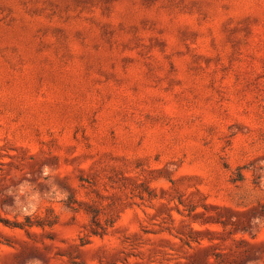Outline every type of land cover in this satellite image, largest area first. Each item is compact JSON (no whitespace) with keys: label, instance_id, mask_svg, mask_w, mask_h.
Returning a JSON list of instances; mask_svg holds the SVG:
<instances>
[{"label":"rangeland","instance_id":"374dc122","mask_svg":"<svg viewBox=\"0 0 264 264\" xmlns=\"http://www.w3.org/2000/svg\"><path fill=\"white\" fill-rule=\"evenodd\" d=\"M0 264H264V0H0Z\"/></svg>","mask_w":264,"mask_h":264}]
</instances>
